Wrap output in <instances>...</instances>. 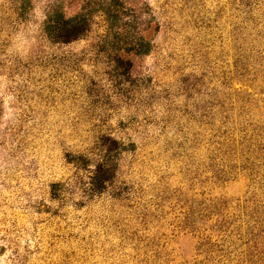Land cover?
Listing matches in <instances>:
<instances>
[{
	"label": "rangeland",
	"instance_id": "rangeland-1",
	"mask_svg": "<svg viewBox=\"0 0 264 264\" xmlns=\"http://www.w3.org/2000/svg\"><path fill=\"white\" fill-rule=\"evenodd\" d=\"M89 3L0 0V264H264V0Z\"/></svg>",
	"mask_w": 264,
	"mask_h": 264
},
{
	"label": "trees",
	"instance_id": "trees-1",
	"mask_svg": "<svg viewBox=\"0 0 264 264\" xmlns=\"http://www.w3.org/2000/svg\"><path fill=\"white\" fill-rule=\"evenodd\" d=\"M114 1L115 0H94V1L90 0L89 6H88V8H92L91 6H93V8L94 7L96 8L97 6H99L100 8L99 11L102 13V16L106 18V22L108 23L109 30H111L112 28L111 26L113 25V23H111L114 19L112 15L111 3H114ZM93 11L94 9L89 12L85 11V9L84 10L80 9V12H76L74 15L65 19L62 25H58L57 30L60 32L66 33V36L69 39H75L79 37L87 30V23L89 20L88 15L90 14V12H93Z\"/></svg>",
	"mask_w": 264,
	"mask_h": 264
}]
</instances>
